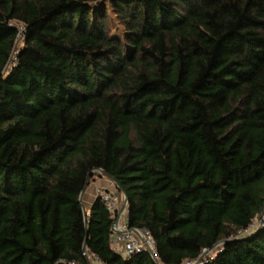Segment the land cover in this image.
<instances>
[{"label":"trees","instance_id":"obj_1","mask_svg":"<svg viewBox=\"0 0 264 264\" xmlns=\"http://www.w3.org/2000/svg\"><path fill=\"white\" fill-rule=\"evenodd\" d=\"M262 214L264 0H0V264H264Z\"/></svg>","mask_w":264,"mask_h":264},{"label":"built area","instance_id":"obj_2","mask_svg":"<svg viewBox=\"0 0 264 264\" xmlns=\"http://www.w3.org/2000/svg\"><path fill=\"white\" fill-rule=\"evenodd\" d=\"M20 31L22 32L23 29L20 28ZM111 184L112 188H114L116 192H112L108 189L100 191L98 195L108 212L115 219V225L113 227L114 238L116 241L114 243L115 251L121 253L125 257H129L142 251H147L157 261L156 243L152 239L149 232L129 228L127 225L128 205H125V199L119 195L116 189V184L113 182H111ZM122 220L124 221L123 223ZM263 228L264 216L262 219L256 220L249 229L242 233V235H246L251 231H258ZM213 255L214 252L212 251H204L202 256L197 261L187 262L186 264H204L208 259H211Z\"/></svg>","mask_w":264,"mask_h":264},{"label":"rangeland","instance_id":"obj_3","mask_svg":"<svg viewBox=\"0 0 264 264\" xmlns=\"http://www.w3.org/2000/svg\"><path fill=\"white\" fill-rule=\"evenodd\" d=\"M102 4L103 3H101V4H98V8H100L101 6H102ZM111 15H113L114 16V14H111ZM115 17V16H114ZM122 28H120L119 26H118V24L116 23V26L113 28V34L115 35V36H121L122 35ZM98 174H100V176H97L96 177V180H94V182H92L91 184H90V186H89V189H87L88 191H87V195L85 196V200L84 201H86L85 202V205H86V207H87V205H88V201L91 199H93L94 200V198L95 197H97V195L99 194V192L100 191H103V190H108V189H110V191H112V192H116V190L114 189V188H112V184H111V182H110V180L107 178V177H105V175H103V173L102 172H98ZM90 197V198H89ZM93 197V198H92ZM264 216V214L262 215V217ZM260 219V218H259ZM258 219V220H259ZM124 221L122 220V223H123ZM92 264H100V263H98L97 261L96 262H94V261H92Z\"/></svg>","mask_w":264,"mask_h":264},{"label":"water","instance_id":"obj_4","mask_svg":"<svg viewBox=\"0 0 264 264\" xmlns=\"http://www.w3.org/2000/svg\"><path fill=\"white\" fill-rule=\"evenodd\" d=\"M103 175H105V177H107L111 182H113L114 184L116 183V181L108 174L106 173H103ZM92 174L89 176L88 178V181H87V186L83 192V194L86 192V189L88 188L89 186V183H90V178H91ZM124 197H125V205H128V198L126 197V195L123 193ZM263 215V214H262ZM262 215L260 216V219H262Z\"/></svg>","mask_w":264,"mask_h":264},{"label":"crops","instance_id":"obj_5","mask_svg":"<svg viewBox=\"0 0 264 264\" xmlns=\"http://www.w3.org/2000/svg\"><path fill=\"white\" fill-rule=\"evenodd\" d=\"M89 189V188H88ZM88 191V190H87ZM86 195H87V193H86ZM90 198V197H89ZM93 198V197H92ZM96 198V197H95ZM94 198V199H95ZM94 200L92 199H90L89 201H88V204L90 205L92 202H93ZM116 241H115V238L113 239V244L115 243Z\"/></svg>","mask_w":264,"mask_h":264}]
</instances>
